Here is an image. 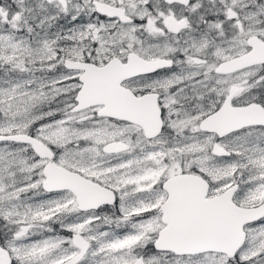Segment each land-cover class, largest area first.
<instances>
[{
    "label": "snow or ice",
    "instance_id": "snow-or-ice-1",
    "mask_svg": "<svg viewBox=\"0 0 264 264\" xmlns=\"http://www.w3.org/2000/svg\"><path fill=\"white\" fill-rule=\"evenodd\" d=\"M0 264H264V0H0Z\"/></svg>",
    "mask_w": 264,
    "mask_h": 264
}]
</instances>
